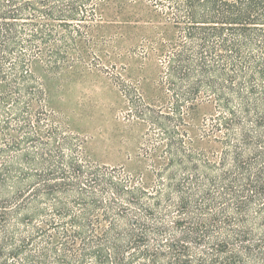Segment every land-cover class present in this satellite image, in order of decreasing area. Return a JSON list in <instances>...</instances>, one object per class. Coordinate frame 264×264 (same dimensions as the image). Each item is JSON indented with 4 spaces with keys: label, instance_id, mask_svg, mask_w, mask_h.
Returning a JSON list of instances; mask_svg holds the SVG:
<instances>
[{
    "label": "trees",
    "instance_id": "16d2710c",
    "mask_svg": "<svg viewBox=\"0 0 264 264\" xmlns=\"http://www.w3.org/2000/svg\"><path fill=\"white\" fill-rule=\"evenodd\" d=\"M132 1L160 23L143 48L165 99L129 97L150 126L138 175L51 106L53 81L100 61L108 0H0V264H264V0Z\"/></svg>",
    "mask_w": 264,
    "mask_h": 264
},
{
    "label": "rangeland",
    "instance_id": "374dc122",
    "mask_svg": "<svg viewBox=\"0 0 264 264\" xmlns=\"http://www.w3.org/2000/svg\"><path fill=\"white\" fill-rule=\"evenodd\" d=\"M100 14V61L94 63L88 57L68 69L62 79L53 81L51 106L86 139L93 161L138 175L148 166L143 147L150 126L134 115L129 97H136L137 91L152 106L165 100L159 86V61L143 48L153 25L160 23L149 21L151 9L143 1L108 0ZM211 112L209 103H198L190 109L192 135H199ZM200 145L206 150L216 147L209 139Z\"/></svg>",
    "mask_w": 264,
    "mask_h": 264
}]
</instances>
